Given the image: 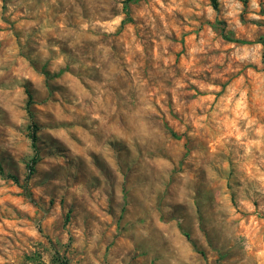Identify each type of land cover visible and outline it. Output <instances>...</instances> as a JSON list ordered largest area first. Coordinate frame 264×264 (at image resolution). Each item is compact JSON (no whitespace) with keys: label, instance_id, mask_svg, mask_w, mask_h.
I'll use <instances>...</instances> for the list:
<instances>
[{"label":"rangeland","instance_id":"obj_1","mask_svg":"<svg viewBox=\"0 0 264 264\" xmlns=\"http://www.w3.org/2000/svg\"><path fill=\"white\" fill-rule=\"evenodd\" d=\"M217 2L0 0V264H264V0Z\"/></svg>","mask_w":264,"mask_h":264},{"label":"trees","instance_id":"obj_2","mask_svg":"<svg viewBox=\"0 0 264 264\" xmlns=\"http://www.w3.org/2000/svg\"><path fill=\"white\" fill-rule=\"evenodd\" d=\"M242 1H245V0H242ZM211 6L214 8V9H217V6H218V2L217 0H209ZM224 38H226L227 40L229 41H234V42H239V43H247V41L245 40H242V39H236V38H231V37H228L227 35H223ZM34 135L32 134V137ZM2 172V169L0 167V173ZM59 263L60 264H68L66 260H63V259H59Z\"/></svg>","mask_w":264,"mask_h":264}]
</instances>
